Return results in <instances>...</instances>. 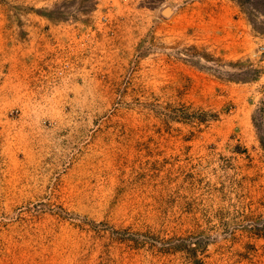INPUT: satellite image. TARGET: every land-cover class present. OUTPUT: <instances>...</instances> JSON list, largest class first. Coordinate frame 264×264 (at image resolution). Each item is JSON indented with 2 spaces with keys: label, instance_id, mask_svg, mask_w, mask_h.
<instances>
[{
  "label": "rangeland",
  "instance_id": "rangeland-1",
  "mask_svg": "<svg viewBox=\"0 0 264 264\" xmlns=\"http://www.w3.org/2000/svg\"><path fill=\"white\" fill-rule=\"evenodd\" d=\"M0 264H264V3L0 0Z\"/></svg>",
  "mask_w": 264,
  "mask_h": 264
},
{
  "label": "water",
  "instance_id": "water-1",
  "mask_svg": "<svg viewBox=\"0 0 264 264\" xmlns=\"http://www.w3.org/2000/svg\"><path fill=\"white\" fill-rule=\"evenodd\" d=\"M162 12H163V14L168 15L170 13V9L169 8H164L162 10Z\"/></svg>",
  "mask_w": 264,
  "mask_h": 264
},
{
  "label": "trees",
  "instance_id": "trees-1",
  "mask_svg": "<svg viewBox=\"0 0 264 264\" xmlns=\"http://www.w3.org/2000/svg\"><path fill=\"white\" fill-rule=\"evenodd\" d=\"M262 3H264V0H260Z\"/></svg>",
  "mask_w": 264,
  "mask_h": 264
}]
</instances>
